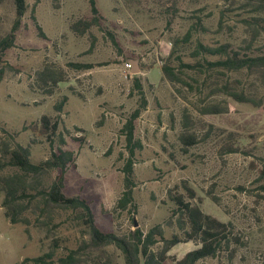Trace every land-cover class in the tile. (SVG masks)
<instances>
[{"label":"rangeland","instance_id":"1","mask_svg":"<svg viewBox=\"0 0 264 264\" xmlns=\"http://www.w3.org/2000/svg\"><path fill=\"white\" fill-rule=\"evenodd\" d=\"M94 2L100 26L80 34L71 26L90 18L87 0H26L13 46L0 54V137L4 131L6 140L28 145L31 163L44 160L61 137L62 148L75 154L74 165L64 174L63 195L85 199L101 231L122 235L163 226L172 208L170 197L186 200L192 195L191 202L204 215L225 225L228 238L214 257L195 264H264V85L245 72L200 75L184 70L181 82L173 84L160 74L176 39L173 58L184 62L190 61L197 41L248 45L264 52V33L243 24L253 16L247 0ZM13 18L11 0H0V40ZM197 20L204 32L191 29ZM189 31L188 42L180 43ZM106 32L113 34L115 45ZM68 62L90 63L92 68L75 71L67 68ZM49 65L62 69L65 80L45 94L49 80L40 81L36 75ZM135 79L146 106L133 122V138L140 144L132 164L133 206L121 209L117 201L128 157L123 125L139 102ZM214 83L242 89L263 103L254 107L213 93ZM62 97L66 100L55 112L53 105ZM207 110L211 113H204ZM42 117L48 121L46 129ZM13 172L5 168L0 175ZM53 176L45 174L42 184L48 185ZM25 215L33 222L35 215ZM9 227L0 210V264H19L53 244L50 264H58L55 260L65 249L74 250L88 240L76 220L63 212L54 211L47 226L31 223L28 237L23 226ZM164 231L165 237L177 231L174 220ZM183 237L167 252V264L198 247ZM78 260L123 264L113 246L84 248Z\"/></svg>","mask_w":264,"mask_h":264},{"label":"trees","instance_id":"2","mask_svg":"<svg viewBox=\"0 0 264 264\" xmlns=\"http://www.w3.org/2000/svg\"><path fill=\"white\" fill-rule=\"evenodd\" d=\"M90 10L89 19H79L71 26V30L77 33H84L91 26H100L101 17L95 6L94 0H87ZM14 9V18L8 34L0 40V54L13 46L16 31L21 25V20L26 13V0H11ZM247 6L251 8L253 16L243 19L245 26H257L259 31L264 33V22L261 14L264 15V0H247ZM34 21V18L31 17ZM191 29L204 32L201 22L191 25ZM193 26H197L194 28ZM38 35L41 31L36 26ZM110 42L115 45L116 41L112 33L106 32ZM189 33H186L180 43L188 42ZM178 40L173 41V48L168 57L160 67L161 78L171 84L181 82L182 72L188 70L198 72V74H210L214 72L240 73L245 72L253 75L264 85V52L251 49L250 46L233 47L230 43L207 45L197 41L192 49L190 61L184 62L178 56L173 58ZM1 60V59H0ZM1 62V61H0ZM67 68L75 71L89 70L92 68L90 63H66ZM40 81L49 80L45 94H51L53 88L65 80V74L60 68H53L52 65L45 66L36 75ZM138 99L137 107L130 114L128 120L123 125L125 136V147L128 157L123 167V191L117 201V206L124 209L125 206L132 204V164L134 152L140 149V144L133 138V122L139 113L145 109L146 100L143 91L134 80ZM213 93H221L236 102L250 103L258 107L263 103L261 99H253L239 88L231 85H217L212 87ZM66 97L53 105V110L59 112L64 104ZM204 113H211L207 110ZM43 129L48 126L45 117L40 119ZM53 131L55 124L50 127ZM0 137V172L5 168L14 169L9 175H0V193L2 199L0 208L3 216L11 225L18 224L23 226V233L28 237V226H47L54 211L63 212L71 215L77 225L82 227L88 240L74 250L65 249L63 256L57 257L55 262L58 264H78V254L82 249L102 250L104 247L113 246L122 256L123 264H167V252L169 249L180 242V236L185 240H194L198 247L186 253L182 259L173 261L172 264H195L197 261L206 257H214L220 245L228 243L227 235L223 234L225 225L215 219L204 215L198 206L191 202L192 195L185 200L184 197L171 196L169 201L172 208L170 214L165 219L163 226L171 224L172 220L176 223V232L165 237L162 224H155L146 231L135 228L126 234L116 235L112 232L101 231L94 220L93 213L88 202L79 197H65L63 195L64 174L69 166H73L75 154L73 151L65 150L64 140L60 137L57 141L55 150H50L48 156L38 163H31L29 160V146L21 145L3 131ZM53 143V142H52ZM47 173H54L50 183L46 186L42 184V177ZM133 206V205H131ZM25 213L35 215L33 222H30ZM158 244L160 246L158 247ZM55 245L38 256L23 258L19 264L30 262L31 264H50L53 262ZM103 264V263H98Z\"/></svg>","mask_w":264,"mask_h":264},{"label":"crops","instance_id":"3","mask_svg":"<svg viewBox=\"0 0 264 264\" xmlns=\"http://www.w3.org/2000/svg\"><path fill=\"white\" fill-rule=\"evenodd\" d=\"M0 210H1V212H2V215H3V211H2V209L0 208ZM4 217V216H3ZM5 218V217H4ZM6 219V218H5ZM7 220V219H6ZM8 222V221H7ZM8 224L10 225V227L9 228H11V224L8 222ZM22 233H23V231H22Z\"/></svg>","mask_w":264,"mask_h":264},{"label":"built area","instance_id":"4","mask_svg":"<svg viewBox=\"0 0 264 264\" xmlns=\"http://www.w3.org/2000/svg\"><path fill=\"white\" fill-rule=\"evenodd\" d=\"M126 67L129 68V67H130V64L128 63V64L126 65Z\"/></svg>","mask_w":264,"mask_h":264},{"label":"water","instance_id":"5","mask_svg":"<svg viewBox=\"0 0 264 264\" xmlns=\"http://www.w3.org/2000/svg\"><path fill=\"white\" fill-rule=\"evenodd\" d=\"M135 225V224H134Z\"/></svg>","mask_w":264,"mask_h":264}]
</instances>
